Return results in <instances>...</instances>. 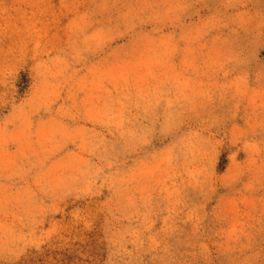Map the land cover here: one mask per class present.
Here are the masks:
<instances>
[{
	"label": "rangeland",
	"instance_id": "1",
	"mask_svg": "<svg viewBox=\"0 0 264 264\" xmlns=\"http://www.w3.org/2000/svg\"><path fill=\"white\" fill-rule=\"evenodd\" d=\"M0 264H264V0H0Z\"/></svg>",
	"mask_w": 264,
	"mask_h": 264
}]
</instances>
